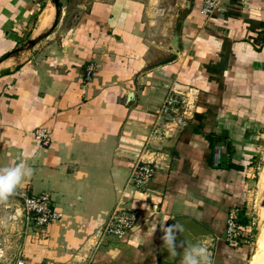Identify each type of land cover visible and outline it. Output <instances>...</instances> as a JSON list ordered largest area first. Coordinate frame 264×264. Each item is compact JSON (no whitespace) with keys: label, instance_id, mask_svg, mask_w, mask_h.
I'll return each instance as SVG.
<instances>
[{"label":"crops","instance_id":"crops-1","mask_svg":"<svg viewBox=\"0 0 264 264\" xmlns=\"http://www.w3.org/2000/svg\"><path fill=\"white\" fill-rule=\"evenodd\" d=\"M42 1L0 0V57L9 53L0 60V168L21 165L24 175L0 201V264H192L159 258L176 215L215 232L197 264H247L250 247L229 245L225 231L264 146V0H223L212 16L193 0L176 53L180 0H78L79 22L32 56L38 46L21 41L49 37L56 20L54 0L38 14ZM59 1L68 10L71 0ZM172 84L182 103L163 115ZM41 126L47 145L34 134ZM139 157L162 161L145 191L129 181ZM43 192L63 215L34 237L17 198ZM125 195L138 224L101 234Z\"/></svg>","mask_w":264,"mask_h":264},{"label":"built area","instance_id":"built-area-1","mask_svg":"<svg viewBox=\"0 0 264 264\" xmlns=\"http://www.w3.org/2000/svg\"><path fill=\"white\" fill-rule=\"evenodd\" d=\"M223 0H202L201 11L207 15L212 16L216 13L221 6ZM93 67H89L87 70V77L90 78L93 73ZM162 106V112L167 113L170 106L174 103H178L177 97H170L166 100ZM173 109V108H172ZM35 136L39 141L45 145L50 143V133L45 127H37L34 130ZM161 160L157 158L144 159L138 158L137 163L133 166L132 173L130 175V183L138 191H145L157 169ZM21 197V198H20ZM18 197L20 200V209L22 219L25 220V230H33V236L39 231L46 229L52 222L62 217V212L59 211L53 204V199L50 193L43 192L39 194H24ZM127 195L124 198H120L113 210L111 211L107 221L102 226L100 233L114 236H124L128 232L132 231L140 220L139 209L130 205ZM239 212L237 214L232 210L227 218L225 239L231 246H237L243 237L241 230L242 224L239 222ZM35 229V230H34ZM39 230V231H38ZM37 236V235H36ZM16 264H24L23 260H17Z\"/></svg>","mask_w":264,"mask_h":264},{"label":"rangeland","instance_id":"rangeland-1","mask_svg":"<svg viewBox=\"0 0 264 264\" xmlns=\"http://www.w3.org/2000/svg\"><path fill=\"white\" fill-rule=\"evenodd\" d=\"M45 3V0L40 2L39 8L37 9L38 14L42 11ZM77 3L78 0H73L71 5L73 10L76 9ZM67 5L68 2L64 5H61L57 9L54 27L50 29V33H52V35H50L49 37H44L45 34H40L39 36L24 38L20 43V49H27L30 46L37 45L38 47L36 51L31 53L32 56H35V52L40 53L44 50V47L48 41L61 40V36H59L58 30L64 23V15L67 10ZM37 18H39V15L36 16L34 20H32V25L35 26ZM30 39H34L36 43L34 45H31L29 41ZM31 55H25L24 58H28ZM92 75L93 73H91L90 78H88L86 73V78H84L83 83L86 84L88 81H90ZM173 87V84L168 86V91L165 93V95H163V101L160 108L162 109L163 104L167 102L166 100L170 97H177L179 99V102L172 104L169 111L167 113L163 112V115H174L175 112L172 111V108L181 105L182 103L180 95L177 94ZM219 150L220 149H218L216 155H219ZM248 167L249 170H247L246 172L248 174L246 176V179L249 181L248 183H246L244 201L240 206H232L229 213L232 210H234L236 214L237 212H239V222L242 224L241 230L243 232L242 240L250 247L247 264H250L249 260H251L254 256L259 257L257 258V260L260 261V264H264V146L260 153L255 156V159L249 162ZM259 240L260 242L262 241L260 245ZM239 244H241V240ZM260 259L262 260V262Z\"/></svg>","mask_w":264,"mask_h":264},{"label":"water","instance_id":"water-1","mask_svg":"<svg viewBox=\"0 0 264 264\" xmlns=\"http://www.w3.org/2000/svg\"><path fill=\"white\" fill-rule=\"evenodd\" d=\"M193 0H180L178 11L176 14L174 26L172 29V37L170 43L173 52L181 50L179 29L183 15L191 8ZM73 0L70 1L67 14L64 18V23L59 31V35H64L66 32L75 26L84 11V4L77 3L76 9L73 10ZM31 44H35L34 39H30ZM132 93L129 94V97ZM17 200H20L17 198ZM20 205V202L18 201ZM19 208V207H18ZM14 215L18 211H14ZM215 232L212 228L199 222L195 218L188 215L173 216L163 234L160 242L159 258L160 260L174 262L180 259L201 261L208 250L212 249L214 243Z\"/></svg>","mask_w":264,"mask_h":264},{"label":"clouds","instance_id":"clouds-1","mask_svg":"<svg viewBox=\"0 0 264 264\" xmlns=\"http://www.w3.org/2000/svg\"><path fill=\"white\" fill-rule=\"evenodd\" d=\"M23 179L21 165L0 168V201L7 200L10 195L14 194ZM192 264H197V262L193 261Z\"/></svg>","mask_w":264,"mask_h":264},{"label":"bare ground","instance_id":"bare-ground-1","mask_svg":"<svg viewBox=\"0 0 264 264\" xmlns=\"http://www.w3.org/2000/svg\"><path fill=\"white\" fill-rule=\"evenodd\" d=\"M260 243H262V241L260 242V240H259V245H260ZM263 245V244H262ZM257 258H259V257H257V256H254V257H252V259L251 260H249V263L250 264H260V261L259 260H257ZM261 260V259H260ZM258 261V262H257ZM261 262H262V260H261Z\"/></svg>","mask_w":264,"mask_h":264},{"label":"trees","instance_id":"trees-1","mask_svg":"<svg viewBox=\"0 0 264 264\" xmlns=\"http://www.w3.org/2000/svg\"><path fill=\"white\" fill-rule=\"evenodd\" d=\"M54 2L56 4L57 8H59L61 6V2L59 0H54ZM8 55H9V53L4 54L3 56L0 57V60L4 59Z\"/></svg>","mask_w":264,"mask_h":264}]
</instances>
